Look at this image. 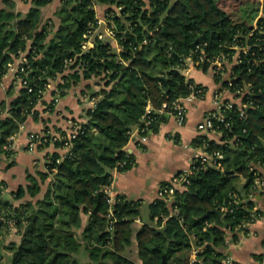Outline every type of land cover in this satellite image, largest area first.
Instances as JSON below:
<instances>
[{
  "label": "trees",
  "instance_id": "1",
  "mask_svg": "<svg viewBox=\"0 0 264 264\" xmlns=\"http://www.w3.org/2000/svg\"><path fill=\"white\" fill-rule=\"evenodd\" d=\"M51 1L30 0L22 15L14 0H0V79L21 53L26 57L17 72L26 85L0 116V165L12 153V136L21 124L29 115L38 117L36 105L48 83L60 76L53 91L58 96L82 77H96L98 88L68 152L48 151L45 169L27 173L28 183L11 192L12 200L3 197L0 181V264H162L163 256L165 264H185L194 248L192 264H224L229 241L249 231L244 223L264 217L256 198L263 188L255 182L257 171L264 179V0H256L257 6L236 0L235 11L223 6L226 0H61L57 20H44L42 7ZM96 3L107 5L105 20L119 50L97 33L93 46L82 48L97 26ZM234 43L250 49L227 75L213 73L214 81L226 85L230 77L231 88L249 83L244 98L252 105L246 118L233 116L229 126L221 125L217 139L203 133L192 141L205 151L220 150L222 168L201 165L171 201L151 203L150 223L134 228L138 201L117 193L110 205L103 192L114 171L134 163L124 148L133 128L156 129L172 102L191 91L189 81L195 89L203 87L181 70L188 54L200 52H194L196 45L207 55L227 53L232 60ZM199 67L206 71L209 63ZM52 106L53 100L46 103ZM50 131L48 126L38 131L48 140L37 148L63 146L61 140L49 142ZM49 176L48 188L34 199ZM12 228L17 238L6 241ZM253 257L264 264V252Z\"/></svg>",
  "mask_w": 264,
  "mask_h": 264
},
{
  "label": "crops",
  "instance_id": "2",
  "mask_svg": "<svg viewBox=\"0 0 264 264\" xmlns=\"http://www.w3.org/2000/svg\"><path fill=\"white\" fill-rule=\"evenodd\" d=\"M14 2L15 9L21 12L22 15L27 13L31 6L30 0H14ZM60 2L61 0H52L42 7L44 20L48 18L53 21L57 20L54 12ZM106 7L107 5L102 3L94 5L97 17V26L94 28V33H100L102 37L111 42L115 49L119 50V45L113 34L110 33L109 29L111 28L105 20ZM94 33L89 38L92 43ZM188 77L203 85L206 91L204 96L194 98L187 103V115L184 122L179 124L172 114L165 112V117L158 123L156 129H150L146 133L147 139L141 144L138 143L137 127H134L124 147L133 154L134 163L124 171L113 172L112 185L115 192L122 193L127 198L138 201L140 214L132 223L134 228L143 223L151 222V203L157 200L158 185L170 178L180 168L187 166L199 148L192 143L197 135L203 134L197 129L196 125L206 112L213 108L211 89L216 83L213 71L210 68L206 71L200 67L190 68ZM59 80L60 76L51 81L43 92L41 100L36 105L39 110L38 117L35 118L29 115L21 124L18 133L12 136V153L8 156H2L0 181L5 185L2 195L7 199L12 200L11 192L17 189L19 185L28 183L27 173L36 175L37 171L45 169L48 151L56 150L60 153L66 151L65 148H56L52 144L46 148L36 147L30 150L27 147L28 133L41 131L45 126L50 127L52 131L58 128L67 131L72 127V120L86 118L85 110L93 104L90 95L98 88V79L92 76L82 77L76 84L67 88L65 94L59 96L57 101H53L52 107L46 108V103L53 100L55 96L53 91L56 82ZM19 86L12 71L8 69V72L0 79V116L6 115L9 103L18 94ZM148 107H151L150 104H148ZM208 134L216 139L219 136L216 133ZM10 161L12 163L8 165ZM262 171L264 174V168ZM50 179L49 176L41 183V190L34 199L43 195L48 188ZM262 191L263 193H258L256 198L258 206L264 210V188ZM24 198L30 199L31 197L26 194ZM14 202L17 203L19 200H14ZM86 221L87 215L82 214V224L84 225ZM248 228L249 231L238 242L229 241L225 248L226 253L241 264H255L253 254L264 252V217L257 219ZM132 239H134V236Z\"/></svg>",
  "mask_w": 264,
  "mask_h": 264
},
{
  "label": "built area",
  "instance_id": "3",
  "mask_svg": "<svg viewBox=\"0 0 264 264\" xmlns=\"http://www.w3.org/2000/svg\"><path fill=\"white\" fill-rule=\"evenodd\" d=\"M255 28L257 27V24H254ZM110 33L113 34L112 30L109 29ZM94 33V32H92ZM88 34V38L83 41L82 48L86 49L88 47L93 46V43L90 41L91 34ZM252 34V31L249 32V35ZM99 37H102L100 33H97ZM230 47L234 49V52L231 55V59L229 60V56H227V53H219L217 55H207L204 52H202V49L199 45H196L194 48V52L200 51L196 56H193L192 54H188L184 58V67H182V72L184 73L185 77L189 79L188 77V71L190 68L193 67H199L201 63L208 62L209 68L213 71V73H218L222 75H227V70L229 71L230 65L232 63H237L240 61V55L243 53H247L250 49L249 44H237L234 43ZM256 61V60H254ZM26 62V57L24 53H21L17 59L11 64H9V70L12 71L15 80L19 83V85H26V80L17 74L18 71H23V66H20L21 63ZM50 83L47 84V86ZM189 87L191 88V91L184 96H180L177 99H175L172 102V109L169 111H165L166 104L164 103L159 109V112H168L172 114L177 122L179 124H182L184 120L186 119L187 115V103L193 100L194 98H200L204 96V93L206 91V88L203 86L201 88H194V84L192 81H189ZM233 82L230 77H228V82L226 85H220L216 84L211 89V95H212V103L213 108L208 110L206 114L203 116V118L197 123L196 127L199 131L205 134H212L216 133L219 134L220 131L218 128L223 126H229L231 124L232 117H238L240 119H244L247 116V108L252 105V100L248 98H244L246 94L250 90V84L245 83L240 86H236L234 88H231ZM59 98L58 95H55L53 98V101H57ZM92 103L94 102V97H90ZM150 107L147 108V112L149 111ZM86 118L80 119V120H72L71 125L72 127L69 130H63V132L60 131H50V137L49 142L52 143L54 140H61L63 141V146L61 148H65L66 151H69L70 147V140L77 134L79 131V128L81 126L80 122L85 121ZM145 124L149 122V120L146 119V116L144 118ZM138 131V143L141 144L147 139L146 135V125L143 127H137ZM132 133V132H131ZM209 135V134H208ZM43 133H38V131H31L28 133V143L27 147L28 149L32 150L36 148L37 143H39L41 140L46 141L48 140L47 137H43ZM223 157V154L220 150H212V151H205L201 148H198L196 150L194 156L192 157L190 163L187 166H184L180 168L178 171H176L174 174L171 175L170 178L160 183L157 187V198L156 199H164L166 201H171L174 197V194L176 190L182 189L186 187V184L189 182L190 177L194 175L199 167L201 165L209 164L214 167L222 168L221 164V158ZM113 175L111 178V183L109 185H106L103 188V192L106 198V201L111 205L114 202L115 195L117 194L114 190V187L112 185ZM255 182L260 188H264V179L259 174V171L256 172L255 176ZM235 195V193H233ZM156 202V200L154 201ZM222 210H225V207H221ZM109 228L112 227L115 218L113 217L112 208L109 209ZM163 220H165L167 217L162 216ZM158 217L155 216V219ZM258 218L254 217L247 223H244V226H249L253 222H255ZM162 220V221H163ZM162 224L159 225L161 227ZM245 233L240 230L239 232V238L235 241L238 242ZM198 249L194 248L192 250V253L190 255V264H192L196 259V253ZM223 263L224 264H241L239 261L234 259L231 255L225 254L223 257Z\"/></svg>",
  "mask_w": 264,
  "mask_h": 264
},
{
  "label": "rangeland",
  "instance_id": "4",
  "mask_svg": "<svg viewBox=\"0 0 264 264\" xmlns=\"http://www.w3.org/2000/svg\"><path fill=\"white\" fill-rule=\"evenodd\" d=\"M252 1H254L253 2V6H257V5H259L260 3H258L256 0H252ZM260 1H262V0H260ZM223 6L226 8V9H228L229 11H235L236 9V7H239L240 6V4H238L237 3V1L236 0H226V2H224L223 3ZM244 6V5H243ZM242 6V7H243ZM254 23H256V19H254ZM17 238V235H16V233H15V229L14 228H12L11 229V232L6 236V241H8V240H10V239H16ZM135 247H134V245L132 246V250L130 251V253H132V255H133V257H134V254H133V249H134ZM134 258H136V257H134Z\"/></svg>",
  "mask_w": 264,
  "mask_h": 264
},
{
  "label": "water",
  "instance_id": "5",
  "mask_svg": "<svg viewBox=\"0 0 264 264\" xmlns=\"http://www.w3.org/2000/svg\"><path fill=\"white\" fill-rule=\"evenodd\" d=\"M163 229H164V227H161V228H160V230H163ZM127 233H128V231H127ZM165 263H166V262H165V257L163 256L162 264H165ZM185 264H190V256L186 258V260H185Z\"/></svg>",
  "mask_w": 264,
  "mask_h": 264
}]
</instances>
